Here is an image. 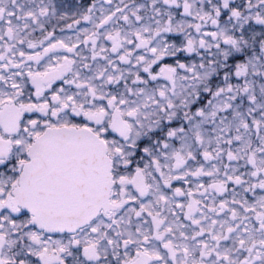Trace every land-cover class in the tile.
Listing matches in <instances>:
<instances>
[{"label": "snow or ice", "instance_id": "1", "mask_svg": "<svg viewBox=\"0 0 264 264\" xmlns=\"http://www.w3.org/2000/svg\"><path fill=\"white\" fill-rule=\"evenodd\" d=\"M0 264H264V0H0Z\"/></svg>", "mask_w": 264, "mask_h": 264}, {"label": "flooded vegetation", "instance_id": "2", "mask_svg": "<svg viewBox=\"0 0 264 264\" xmlns=\"http://www.w3.org/2000/svg\"><path fill=\"white\" fill-rule=\"evenodd\" d=\"M69 2H72V0H69Z\"/></svg>", "mask_w": 264, "mask_h": 264}]
</instances>
